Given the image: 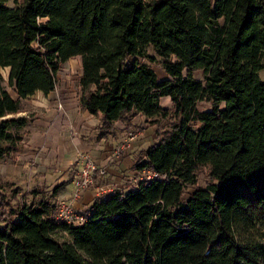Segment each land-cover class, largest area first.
<instances>
[{
  "label": "trees",
  "instance_id": "1",
  "mask_svg": "<svg viewBox=\"0 0 264 264\" xmlns=\"http://www.w3.org/2000/svg\"><path fill=\"white\" fill-rule=\"evenodd\" d=\"M6 1L0 68L13 97L0 76V159L24 148L31 118L20 101L53 91L75 56L95 142L134 131V116L166 126L129 167L132 180L154 176L94 198L80 224L54 219L63 182L1 196L0 264L264 261V0Z\"/></svg>",
  "mask_w": 264,
  "mask_h": 264
},
{
  "label": "rangeland",
  "instance_id": "2",
  "mask_svg": "<svg viewBox=\"0 0 264 264\" xmlns=\"http://www.w3.org/2000/svg\"><path fill=\"white\" fill-rule=\"evenodd\" d=\"M13 0H7L6 5L10 6ZM147 52L149 55L154 57V60L151 63V68L153 69L156 77L158 79L167 77L166 74L162 71L159 59L152 51L150 46L147 47ZM6 69L0 68V76L2 78V85L5 87L6 91L13 97V94L10 88L6 85ZM80 73V64L79 57L75 56L73 58L68 59L63 64H61L59 70L55 76V92L59 94H69L70 96H75L78 90L77 86V78ZM259 76L261 79H264V72H260ZM193 77L195 79H200V71L196 70L193 73ZM38 98L33 97L30 99L26 97L20 101V109L23 111L24 115H28L33 120L36 111L33 110L35 104H37L38 100L41 99V96ZM34 96V95H33ZM38 99V100H37ZM159 104L163 107L170 108V103L168 99L161 98ZM208 104L204 101L197 102L196 108L198 110H207ZM20 111V112H21ZM19 112V115H21ZM92 121H89L85 125L84 128H79L75 130L71 125L63 124L61 121H55L52 133L56 135V137L60 140H64V151L66 150V144L69 143L73 145L75 144L74 149L68 157L64 155L63 159L57 157L56 160L52 157L45 156L42 154L41 150L35 148L30 149L26 152L23 150L17 153L13 158L4 157L0 159V197L6 198L9 193L15 188H18V192L14 199L19 197L22 194H26L27 191L31 190V188L38 187L44 191L49 192L54 184L62 178L63 175L67 179H72L73 174L75 173V167L79 164V156L88 155L91 160L95 163L98 168H103L105 170V174L103 177H98L95 182L97 185L109 184L111 189H121L122 187H127L132 182L131 172L129 171V163L136 154L137 151L145 148L150 145L154 141V130H156V126L159 127L166 126L165 121H160L159 124L148 125L147 122L143 120L141 116H134L132 118V123L135 125V130L132 132L124 133L120 136L119 141L113 146L111 145L108 150L110 159L106 162V164L99 162L96 158L92 157L89 152L93 147H86L93 145V136L95 134L94 124L97 123L95 118H90ZM29 121V122H30ZM29 124V123H28ZM27 124V128H28ZM63 124V125H62ZM29 130L27 129V134ZM132 136V140L129 141L128 146L121 149L120 152L116 153V147L118 143L121 141L127 140V137ZM110 141V139H108ZM114 143V142H113ZM84 146V147H82ZM113 146V147H112ZM94 150V149H93ZM91 155V156H90ZM119 156V161H122V165L118 166V161L116 157ZM115 158V159H114ZM53 161H50V160ZM125 159V160H124ZM111 177H115V184L112 183L114 181H109ZM202 179L199 178L198 184H201ZM68 184H66V189H68ZM92 195V199L96 198L94 192L90 189H87ZM86 191V190H85ZM1 202V200H0ZM86 203L81 205L84 206ZM86 208V207H84ZM82 208H78V211H81ZM5 218L3 215H0V222ZM235 234L241 240H245L248 235L241 230H236ZM259 264H264V261H261Z\"/></svg>",
  "mask_w": 264,
  "mask_h": 264
},
{
  "label": "crops",
  "instance_id": "3",
  "mask_svg": "<svg viewBox=\"0 0 264 264\" xmlns=\"http://www.w3.org/2000/svg\"><path fill=\"white\" fill-rule=\"evenodd\" d=\"M36 93H39V92H36ZM78 95H79V90H77V93L74 97L70 96L69 94H66V95L59 94L58 92H55V90L47 93L46 95H42L41 93H39V96H41V99L40 100L37 99L38 102L33 107V110L36 111L37 114H35L33 117V120L29 122L28 128H27L29 132L23 139V146L26 152L29 151L30 149L37 148L41 150L42 154H44L45 156L52 157L54 161L56 160L57 157L63 159L64 155L67 154L66 155L67 157L71 155L75 144L73 143V145H71L67 143L66 150L64 151L63 149L64 140L58 139L56 135L52 133V130H53L55 121H61L63 124H66L68 126L71 125L72 128L77 130L79 128H84L85 125H88L87 123L89 121H92V119L90 118H95L94 116L88 114L86 111L82 112L79 110ZM33 97L38 98V94H35V93L32 94L30 96V99L31 98L33 99ZM163 98H166V97H163ZM20 114L24 115L23 111H21ZM117 142L113 143V141H109L108 139L95 142L94 136H93V145L86 146V147H93L92 149L89 150L92 157L96 158L99 162L106 164V162L110 159L109 157L110 155L107 149H110L111 145L113 144L115 145ZM116 159L118 161H116L115 163L116 164L118 163V166H121L122 161L121 162L119 161L120 157L117 156ZM50 161H53V160L51 159ZM129 166H130V163H129ZM76 168H77V165L75 167V170ZM71 180L72 179H67L65 175H63L62 178H60V180L57 182V184L63 182L64 185L61 187V189L58 190L56 194V198H55L56 202L61 201V200H66L69 197V194L71 191ZM115 180H117L115 177H111L108 182L114 181L112 183L115 184L116 182ZM57 184H54L53 186ZM66 184H68L69 186L68 189H66ZM92 200L93 199H92V195L90 194V192L88 190L83 191L81 193L80 198L76 202V206L78 208H82V207L84 208L88 206ZM83 203H86V204L81 207Z\"/></svg>",
  "mask_w": 264,
  "mask_h": 264
},
{
  "label": "built area",
  "instance_id": "4",
  "mask_svg": "<svg viewBox=\"0 0 264 264\" xmlns=\"http://www.w3.org/2000/svg\"><path fill=\"white\" fill-rule=\"evenodd\" d=\"M132 140V136L127 137V140L121 141L116 147V153L121 149L128 146L129 141ZM79 164L75 170V174L71 180V191L69 197L66 200L56 202V215L54 219L56 221L64 223L80 224L82 222V216L76 206L77 200L80 198L81 193L87 189L94 192L95 197H102L112 191L109 184L97 185L95 180L105 174L103 168H98L88 155L79 156ZM154 176L151 172H143L132 180H146Z\"/></svg>",
  "mask_w": 264,
  "mask_h": 264
}]
</instances>
